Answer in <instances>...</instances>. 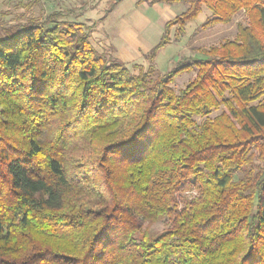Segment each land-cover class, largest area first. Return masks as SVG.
<instances>
[{
    "label": "trees",
    "instance_id": "obj_1",
    "mask_svg": "<svg viewBox=\"0 0 264 264\" xmlns=\"http://www.w3.org/2000/svg\"><path fill=\"white\" fill-rule=\"evenodd\" d=\"M147 1L188 5L150 60L202 4L251 19L218 58L162 76L132 75L56 12L0 37V264H264V0Z\"/></svg>",
    "mask_w": 264,
    "mask_h": 264
},
{
    "label": "rangeland",
    "instance_id": "obj_2",
    "mask_svg": "<svg viewBox=\"0 0 264 264\" xmlns=\"http://www.w3.org/2000/svg\"><path fill=\"white\" fill-rule=\"evenodd\" d=\"M114 0H0V37L4 30L18 28L34 19L43 22L51 13H58L64 20L85 26L92 47L99 54L110 55L121 61L132 75L141 66L145 71L153 70L154 76H162L172 70L179 61L191 58H218L223 45H231L237 40L239 30L246 28L250 14L244 8L232 13L229 21H223L202 4L198 16L184 27V33L177 35L176 26L169 29L167 46L149 59L150 50L163 35L166 23L174 21L188 8L187 4L151 5L147 0H120L117 7L108 13ZM212 3V2H211ZM216 6L215 3H212ZM259 35L260 30L255 29ZM195 77V72L184 73L170 85L175 93L185 88ZM229 98V96H226ZM225 112V106L212 110L206 117L195 118L196 125L208 119L214 121ZM253 152H256L252 149ZM241 176L237 172L235 180ZM195 192L183 194L185 199ZM170 226L168 219L144 223L142 230L150 236L158 235ZM139 237V236H137Z\"/></svg>",
    "mask_w": 264,
    "mask_h": 264
}]
</instances>
